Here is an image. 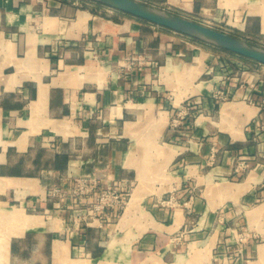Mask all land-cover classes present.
Segmentation results:
<instances>
[{"label":"crops","instance_id":"obj_1","mask_svg":"<svg viewBox=\"0 0 264 264\" xmlns=\"http://www.w3.org/2000/svg\"><path fill=\"white\" fill-rule=\"evenodd\" d=\"M137 1L264 45V0ZM82 2L0 0V264H264V66Z\"/></svg>","mask_w":264,"mask_h":264},{"label":"water","instance_id":"obj_2","mask_svg":"<svg viewBox=\"0 0 264 264\" xmlns=\"http://www.w3.org/2000/svg\"><path fill=\"white\" fill-rule=\"evenodd\" d=\"M89 1V0H88ZM264 66V47L137 0H90Z\"/></svg>","mask_w":264,"mask_h":264},{"label":"built area","instance_id":"obj_3","mask_svg":"<svg viewBox=\"0 0 264 264\" xmlns=\"http://www.w3.org/2000/svg\"><path fill=\"white\" fill-rule=\"evenodd\" d=\"M210 27V26H209ZM215 29V28H214ZM221 29V28H220ZM219 31L227 33V30ZM127 62L122 65L123 69H131L135 63H139L137 57H130L126 59ZM223 95H220L222 98ZM264 107V95L261 102ZM179 117L182 118V116ZM177 122V120H175ZM96 192V197L89 207H81L75 211L77 218H81L83 221H90L92 219L103 220L105 218L106 211L108 209L112 210H122L125 206V196L123 195L121 189L116 185H106L98 189V182L95 179L88 178H78L75 183V187L72 190L73 197L77 198L79 201L84 200L86 196L91 193ZM50 195L52 197H58L64 199L66 194L61 192L58 188H54ZM80 203V202H79ZM164 203V202H163Z\"/></svg>","mask_w":264,"mask_h":264},{"label":"rangeland","instance_id":"obj_4","mask_svg":"<svg viewBox=\"0 0 264 264\" xmlns=\"http://www.w3.org/2000/svg\"><path fill=\"white\" fill-rule=\"evenodd\" d=\"M83 2H82V7H94V8H97V9H100V8H105V9H107V10H109V11H116V10H113V9H110V8H107V7H104V6H102V5H97L96 3H93V2H91L90 0L89 1H87V0H82ZM201 24H204L205 25V23H201ZM210 25V24H209ZM217 28H221L220 30H228L225 26H221V27H217ZM260 46V45H259ZM263 47H264V45H263ZM254 68V67H253ZM224 96V95H223ZM130 197L129 196H126V198H125V206H124V208L122 209V210H120L119 212H120V214H122L123 212H124V210H125V208H126V206H127V202H128V199H129ZM171 199H168V200H172L173 199V196L172 197H170ZM166 201V200H165ZM184 234H185V231H181L180 233H178L177 234V236H176V240L177 241H180V242H182L183 240H184ZM236 236L237 237H235V241H236V245L238 246V251H237V254L238 255H228V258L230 259V260H233V261H235L236 259H240L241 261H244V262H246L247 261V259H245L244 258V256L242 257V249H243V246H244V241H245V238H246V233L244 232V230H240L239 232H237V234H236ZM110 246L111 245H109L108 247H109V249H110ZM112 248V247H111ZM239 261V260H238ZM240 262V261H239Z\"/></svg>","mask_w":264,"mask_h":264},{"label":"bare ground","instance_id":"obj_5","mask_svg":"<svg viewBox=\"0 0 264 264\" xmlns=\"http://www.w3.org/2000/svg\"><path fill=\"white\" fill-rule=\"evenodd\" d=\"M133 207H134V206H133ZM131 208H132V207H131ZM132 209H133V208H132ZM133 215H134V214H133ZM142 215H143V214H142ZM130 216H132V215H131V212L128 210V214H127V216L124 217V219H125L124 221H127V220L131 219ZM142 218H143V217H142ZM121 224H122V223H121ZM127 247H128V246H126V248H127ZM126 250H127V249H126Z\"/></svg>","mask_w":264,"mask_h":264},{"label":"trees","instance_id":"obj_6","mask_svg":"<svg viewBox=\"0 0 264 264\" xmlns=\"http://www.w3.org/2000/svg\"><path fill=\"white\" fill-rule=\"evenodd\" d=\"M88 1V0H87ZM97 5H99V4H97Z\"/></svg>","mask_w":264,"mask_h":264}]
</instances>
